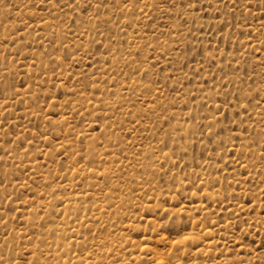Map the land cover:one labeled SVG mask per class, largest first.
Instances as JSON below:
<instances>
[{
  "label": "rangeland",
  "instance_id": "374dc122",
  "mask_svg": "<svg viewBox=\"0 0 264 264\" xmlns=\"http://www.w3.org/2000/svg\"><path fill=\"white\" fill-rule=\"evenodd\" d=\"M0 264H264V0H0Z\"/></svg>",
  "mask_w": 264,
  "mask_h": 264
}]
</instances>
